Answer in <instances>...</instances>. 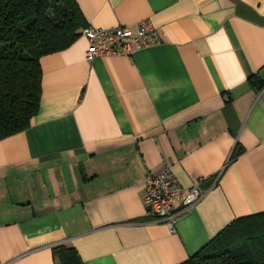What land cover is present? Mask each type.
Wrapping results in <instances>:
<instances>
[{"label":"crops","instance_id":"obj_1","mask_svg":"<svg viewBox=\"0 0 264 264\" xmlns=\"http://www.w3.org/2000/svg\"><path fill=\"white\" fill-rule=\"evenodd\" d=\"M88 26L151 23L158 45L85 60L43 56L41 99L0 140V264H180L238 217L264 212V0H75ZM205 196L157 223L148 174Z\"/></svg>","mask_w":264,"mask_h":264},{"label":"trees","instance_id":"obj_2","mask_svg":"<svg viewBox=\"0 0 264 264\" xmlns=\"http://www.w3.org/2000/svg\"><path fill=\"white\" fill-rule=\"evenodd\" d=\"M88 26L75 0H0V140L24 131L41 99L43 56L69 47ZM260 91L264 82L249 77ZM54 264H83L53 248ZM180 264H264V212L238 217Z\"/></svg>","mask_w":264,"mask_h":264},{"label":"built area","instance_id":"obj_3","mask_svg":"<svg viewBox=\"0 0 264 264\" xmlns=\"http://www.w3.org/2000/svg\"><path fill=\"white\" fill-rule=\"evenodd\" d=\"M81 35L87 40L85 60L109 56H130L136 51L158 45L160 37L148 21L134 26V32L127 26L94 28L86 26ZM264 92V87L259 91ZM206 194L195 182L187 191L180 185L172 172L164 168L157 173L148 174L144 180L143 202L157 223L167 226L170 233L175 232L177 220L195 206Z\"/></svg>","mask_w":264,"mask_h":264}]
</instances>
